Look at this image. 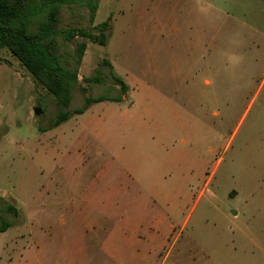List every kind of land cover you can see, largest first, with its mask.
<instances>
[{"label":"rangeland","instance_id":"1","mask_svg":"<svg viewBox=\"0 0 264 264\" xmlns=\"http://www.w3.org/2000/svg\"><path fill=\"white\" fill-rule=\"evenodd\" d=\"M98 3L93 21L62 10V29L109 23L104 46L62 44H87L69 110L119 103L55 125L53 94L0 49V264H264V0Z\"/></svg>","mask_w":264,"mask_h":264},{"label":"trees","instance_id":"2","mask_svg":"<svg viewBox=\"0 0 264 264\" xmlns=\"http://www.w3.org/2000/svg\"><path fill=\"white\" fill-rule=\"evenodd\" d=\"M84 5L90 11L93 21L96 17L98 0H0V49L9 50L54 96L59 107L55 125L68 120L72 115H83L94 104L122 101V96H87L82 107L70 111L72 90L79 84L78 71L86 52L87 44L82 42L76 47V57L61 51L64 42H73L81 37L106 45V31L109 23L98 26L99 36H93L83 28H61V15L64 6ZM104 64L112 69L115 84L121 95L129 91V86L114 73L113 66L105 59ZM88 83L100 84L98 77L86 78ZM8 211L18 216L12 205ZM13 223L0 215V233L6 232Z\"/></svg>","mask_w":264,"mask_h":264},{"label":"crops","instance_id":"3","mask_svg":"<svg viewBox=\"0 0 264 264\" xmlns=\"http://www.w3.org/2000/svg\"><path fill=\"white\" fill-rule=\"evenodd\" d=\"M120 76V75H119ZM120 78H121V76H120ZM123 79V78H122ZM125 82V81H124ZM128 86H129V82L127 83V82H125ZM207 84H209V81H207ZM131 90H133V88L131 87L130 88V86H129V92L131 91ZM105 171H107L105 168H101L100 170H98V173H97V179H99L102 175H103V173L105 172ZM96 179V180H97ZM96 180H95V182H96ZM208 189V186L206 185L205 186V190H207ZM202 194V193H201ZM239 215V212H235V213H233V215H232V217H237ZM25 224H26V222H25ZM27 224H29V225H31L32 224V222L30 221V220H28V222H27ZM258 228H260V227H258ZM5 233V232H4ZM4 233H0V234H4ZM24 234V233H23ZM27 236H29V238L30 239H33V240H35V238H36V236H37V234H26ZM105 239V238H104ZM45 246V245H44Z\"/></svg>","mask_w":264,"mask_h":264},{"label":"water","instance_id":"4","mask_svg":"<svg viewBox=\"0 0 264 264\" xmlns=\"http://www.w3.org/2000/svg\"><path fill=\"white\" fill-rule=\"evenodd\" d=\"M35 114L40 115L41 114V110L40 109H36Z\"/></svg>","mask_w":264,"mask_h":264}]
</instances>
